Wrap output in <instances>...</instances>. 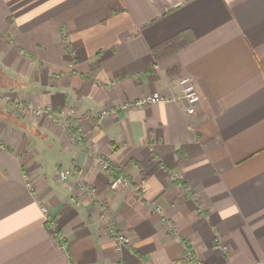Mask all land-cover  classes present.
Instances as JSON below:
<instances>
[{
	"label": "crops",
	"instance_id": "1",
	"mask_svg": "<svg viewBox=\"0 0 264 264\" xmlns=\"http://www.w3.org/2000/svg\"><path fill=\"white\" fill-rule=\"evenodd\" d=\"M0 264H264V0H0Z\"/></svg>",
	"mask_w": 264,
	"mask_h": 264
},
{
	"label": "built area",
	"instance_id": "2",
	"mask_svg": "<svg viewBox=\"0 0 264 264\" xmlns=\"http://www.w3.org/2000/svg\"><path fill=\"white\" fill-rule=\"evenodd\" d=\"M180 85L182 87V93L180 96H173L171 99L174 101L181 100L185 103L186 112L188 115H193L197 112L198 108L201 106V95L196 87L195 83L190 77H183L180 80ZM158 99L152 96L145 97L140 101L136 102L133 106L142 108L148 104H151ZM160 101L165 100L164 98H159ZM24 105L30 113L43 116L49 115L58 121L60 127L70 134V138L74 143H79L81 145L85 144V133L84 130L79 127L77 124L69 123L64 116L75 117L76 113L73 109H65L60 115L54 109L50 107H43L41 105H36L34 103L21 104ZM114 109H104L102 111L103 115L113 113ZM100 164L104 169H114V165L111 161L106 159H100ZM72 175L71 170L60 169L58 171V176L60 180L66 181ZM132 185L131 181L123 174H117L110 182V187L112 190L120 191L126 187ZM84 190L91 196L95 195V191L90 187L84 186ZM158 211L159 208L157 209ZM44 212H47V209L44 208ZM105 216V215H104ZM108 232L112 234L115 238L116 248L122 250L125 246L131 243V238L124 232L119 231L113 223L108 224ZM62 248L66 250V244L62 245ZM187 257L189 260L194 259L192 253L187 252Z\"/></svg>",
	"mask_w": 264,
	"mask_h": 264
},
{
	"label": "trees",
	"instance_id": "3",
	"mask_svg": "<svg viewBox=\"0 0 264 264\" xmlns=\"http://www.w3.org/2000/svg\"><path fill=\"white\" fill-rule=\"evenodd\" d=\"M177 41H178V39H173L172 41H169V42L164 46V48H167V47H173V46L175 47ZM183 44H184V42L181 41V42H180V45H183Z\"/></svg>",
	"mask_w": 264,
	"mask_h": 264
}]
</instances>
